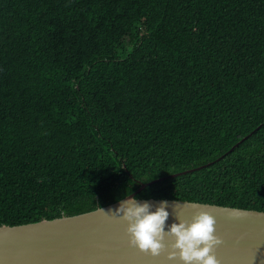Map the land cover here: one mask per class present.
I'll list each match as a JSON object with an SVG mask.
<instances>
[{"label": "trees", "instance_id": "trees-1", "mask_svg": "<svg viewBox=\"0 0 264 264\" xmlns=\"http://www.w3.org/2000/svg\"><path fill=\"white\" fill-rule=\"evenodd\" d=\"M142 183L264 212V0H0V226Z\"/></svg>", "mask_w": 264, "mask_h": 264}, {"label": "water", "instance_id": "water-1", "mask_svg": "<svg viewBox=\"0 0 264 264\" xmlns=\"http://www.w3.org/2000/svg\"><path fill=\"white\" fill-rule=\"evenodd\" d=\"M149 184L142 183L130 195L135 196ZM140 200L148 201L154 206L161 200H167L170 215L166 224L177 222L178 219L191 220L199 212L211 214L216 220L215 234L223 241L214 250L220 264H264L263 211L169 199ZM193 203L196 204L195 207L192 206ZM116 207L118 201L102 208L114 211ZM234 209L238 211H233ZM126 228L125 222L112 218L111 213L107 216L98 213V208L35 223L2 225L0 264H182L178 260L167 259V250H170L172 243L170 238H165L166 250L153 257L129 244Z\"/></svg>", "mask_w": 264, "mask_h": 264}, {"label": "clouds", "instance_id": "clouds-1", "mask_svg": "<svg viewBox=\"0 0 264 264\" xmlns=\"http://www.w3.org/2000/svg\"><path fill=\"white\" fill-rule=\"evenodd\" d=\"M192 206H196L195 203ZM168 201L161 200L158 205L143 201L135 196H125L118 201L115 210L105 211L98 207V213L118 218L127 224L126 233L129 244L153 257L166 250L165 238H170L169 261L182 264H220L214 250L223 241L215 234V218L207 212L193 215L191 220L178 219L166 224L169 218ZM154 209V210H153ZM238 211V210H233Z\"/></svg>", "mask_w": 264, "mask_h": 264}]
</instances>
